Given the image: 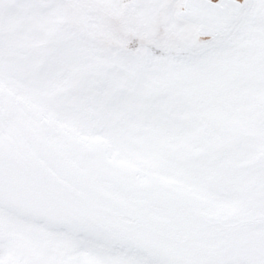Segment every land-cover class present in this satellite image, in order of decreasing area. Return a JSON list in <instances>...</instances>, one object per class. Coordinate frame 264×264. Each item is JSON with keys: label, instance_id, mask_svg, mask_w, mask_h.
<instances>
[{"label": "snow or ice", "instance_id": "obj_1", "mask_svg": "<svg viewBox=\"0 0 264 264\" xmlns=\"http://www.w3.org/2000/svg\"><path fill=\"white\" fill-rule=\"evenodd\" d=\"M0 264H264V0H0Z\"/></svg>", "mask_w": 264, "mask_h": 264}]
</instances>
